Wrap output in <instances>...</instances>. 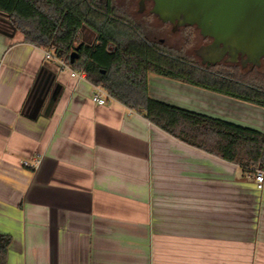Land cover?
I'll list each match as a JSON object with an SVG mask.
<instances>
[{"label":"crops","instance_id":"0c3cea01","mask_svg":"<svg viewBox=\"0 0 264 264\" xmlns=\"http://www.w3.org/2000/svg\"><path fill=\"white\" fill-rule=\"evenodd\" d=\"M45 54L0 14L6 264H264L254 174L114 99L94 104V85ZM148 86L155 100L264 133L263 108L155 74Z\"/></svg>","mask_w":264,"mask_h":264},{"label":"trees","instance_id":"16d2710c","mask_svg":"<svg viewBox=\"0 0 264 264\" xmlns=\"http://www.w3.org/2000/svg\"><path fill=\"white\" fill-rule=\"evenodd\" d=\"M0 14L24 42L51 51L172 137L246 173L264 171V133L155 100L148 86L149 75L155 74L264 109V60L260 68L203 65L187 54L195 27H185L183 48H170L151 40L114 0H0ZM84 30L92 33V42L84 40ZM76 50L78 58L71 63ZM10 244L11 237L0 235V264L7 263Z\"/></svg>","mask_w":264,"mask_h":264},{"label":"water","instance_id":"95a60500","mask_svg":"<svg viewBox=\"0 0 264 264\" xmlns=\"http://www.w3.org/2000/svg\"><path fill=\"white\" fill-rule=\"evenodd\" d=\"M146 1L153 2L152 13L163 23L195 27L210 40L196 51L203 65L262 66L264 0H141L142 8ZM77 50L71 63L78 58Z\"/></svg>","mask_w":264,"mask_h":264},{"label":"rangeland","instance_id":"374dc122","mask_svg":"<svg viewBox=\"0 0 264 264\" xmlns=\"http://www.w3.org/2000/svg\"><path fill=\"white\" fill-rule=\"evenodd\" d=\"M115 6L120 9L124 14L132 18L136 23L143 27L147 36L154 41H159L165 39L167 46H171L174 49H181L184 47L186 39V31L183 29L172 31V26L170 24H164L158 17L151 14V9L153 5L148 4L143 13L139 12L140 0H114ZM192 37L193 43L192 47L187 50V54L191 56L195 55V50L201 45L208 43L207 40L201 36L199 30L193 28ZM83 38L87 42L93 41V35L91 32L84 30Z\"/></svg>","mask_w":264,"mask_h":264},{"label":"built area","instance_id":"2783aa9c","mask_svg":"<svg viewBox=\"0 0 264 264\" xmlns=\"http://www.w3.org/2000/svg\"><path fill=\"white\" fill-rule=\"evenodd\" d=\"M45 57L47 60L56 59L51 51H46ZM56 60H58L61 63L63 69L69 70L71 72L72 77L79 78V79H83L85 77L84 74H81L77 71H73L67 62L61 61L59 59H56ZM111 99L112 98L108 95L107 91L102 86H94V91L92 94V102L94 104L99 105V106H105L110 102ZM24 165L27 167H31L29 162H25ZM254 179L257 184V188L259 190H263L264 189V171L257 170L254 174Z\"/></svg>","mask_w":264,"mask_h":264},{"label":"flooded vegetation","instance_id":"af4514ba","mask_svg":"<svg viewBox=\"0 0 264 264\" xmlns=\"http://www.w3.org/2000/svg\"><path fill=\"white\" fill-rule=\"evenodd\" d=\"M148 4H150V5L152 4V5L154 6V4H153L152 1H146V2L144 3L143 8H142V7H141V0H140V3H139V7H140L139 12H140V13H143L144 10L146 9V7H147ZM152 9H153V7H152ZM152 9H151L150 12H151L152 15H154V14L152 13ZM154 16H155V15H154ZM155 17H156V16H155ZM161 22H162V21H161ZM164 24H165V23H164ZM168 24H169V23H168ZM170 25L172 26V31H173V32H175V31H177V30H180V29H183L184 31H186L185 27L175 28L174 25H172V24H170ZM185 40L187 41V36H186V39H185ZM204 40H207V39L204 38ZM160 41H161L163 44L167 45L165 39H161V40H159V42H160ZM186 41H185V42H186ZM209 43H210V41H209L208 43L203 44V45H208ZM203 45H201V46H203ZM201 46H200V47H201ZM169 47L172 48L171 46H169ZM200 47H199V48H200ZM199 48H198V49H199ZM198 49L195 50V55H196V51H197ZM196 56H197V55H196ZM197 57H198V56H197ZM198 58H199V57H198Z\"/></svg>","mask_w":264,"mask_h":264}]
</instances>
